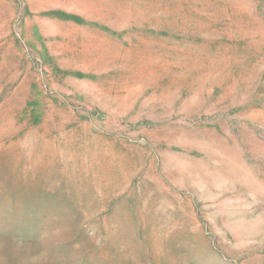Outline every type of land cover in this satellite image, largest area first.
I'll use <instances>...</instances> for the list:
<instances>
[{
	"label": "rangeland",
	"instance_id": "374dc122",
	"mask_svg": "<svg viewBox=\"0 0 264 264\" xmlns=\"http://www.w3.org/2000/svg\"><path fill=\"white\" fill-rule=\"evenodd\" d=\"M0 264H264V0H0Z\"/></svg>",
	"mask_w": 264,
	"mask_h": 264
}]
</instances>
